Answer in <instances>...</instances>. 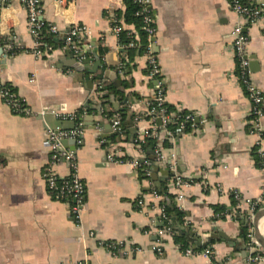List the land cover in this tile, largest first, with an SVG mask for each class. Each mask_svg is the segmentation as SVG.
<instances>
[{
	"label": "crops",
	"instance_id": "1",
	"mask_svg": "<svg viewBox=\"0 0 264 264\" xmlns=\"http://www.w3.org/2000/svg\"><path fill=\"white\" fill-rule=\"evenodd\" d=\"M150 3L165 102L193 113L196 123L169 138L162 161L155 151H143L135 138H143L151 125L145 114L153 82L145 77L147 56L136 52L128 62L110 30L108 13L119 10L122 15L124 0H42L40 18L57 27L59 33L53 36L59 40L64 41L74 24L91 31L81 46L87 57L83 70L75 68L77 58L62 43L40 58L33 55L25 8L20 3L0 7V45L8 55L5 64L0 62V85H11L31 111L15 114L0 97V264H79L83 259L89 264H264V255L249 263L240 228L247 222L246 200L260 196L264 180V115L260 133L251 132L250 103L233 75L231 30L238 17L227 0ZM122 21L123 29L137 34L135 25ZM246 31L251 79L264 92V27L261 22ZM8 40L22 51L9 55ZM123 62H128L126 73ZM102 68L115 78L104 77ZM123 79L132 81L126 92L140 98L129 105L121 132H115L111 118L122 104L112 99L103 105L96 85L106 81L120 86ZM78 124L83 127L78 174L86 186L81 227L73 222L68 202L49 196L42 177L49 155L47 129ZM172 153L175 164L170 166ZM254 153L262 161L257 163ZM109 154L122 162L108 160ZM133 160L155 182L168 183L177 172L183 179V198L174 202L191 222L194 241L186 246L194 251L191 255L183 254L172 236L165 238L161 255L153 250L155 230L162 225L156 208L160 199L154 198L153 182L140 177ZM56 170L66 175L67 164H58ZM168 190L176 193L170 183ZM233 191L241 201L231 209L240 220L232 212L223 218L215 213V205L231 206ZM260 222L264 236V218ZM89 231L95 236L89 237ZM208 239L211 256L195 250ZM108 240L123 241L128 253L113 255L99 244ZM134 247L138 250L132 252Z\"/></svg>",
	"mask_w": 264,
	"mask_h": 264
},
{
	"label": "built area",
	"instance_id": "2",
	"mask_svg": "<svg viewBox=\"0 0 264 264\" xmlns=\"http://www.w3.org/2000/svg\"><path fill=\"white\" fill-rule=\"evenodd\" d=\"M131 1L137 6L135 14L140 17V28L146 33L147 36V43L145 46V55L147 56V71L145 73V77L148 81L153 82L151 86V98L154 103L159 106L157 114L149 118L151 125L149 126V129L144 132L143 137L150 135L158 139L155 148V154L157 159L162 161L165 159V147L162 145L163 139L161 134L170 139H172L173 134L166 128V124L170 120V115L166 113L165 109L161 106L165 102V93L164 87L162 85L159 61L156 52L153 51L156 33L155 17L151 8L150 0ZM57 2L59 4H63L65 3V0H57ZM227 2L238 17V21L231 30V34L233 36L232 48L235 54V68L233 75L241 84L250 103V131L259 134L261 131L260 118L264 115V92L259 87H257V85L251 79V72L249 69L251 59L247 52L249 37L246 30L250 26L261 22L264 27V0L263 2L257 3L245 2L244 0H227ZM12 3H20L25 8L27 13L28 29L30 35L33 38L32 53L38 58L42 57L44 54H46V50L51 49V46H47L43 49L41 48L42 42L40 39V32L42 28L46 27V30L52 35H57L59 33L55 25L45 23L40 18L42 11V0H0V7L7 6ZM108 19L111 23L110 30L118 39V34L123 29L122 17L113 12H109ZM90 33L91 31L84 25H71L65 32L64 41L61 47L71 51L77 60L80 63H83L87 57L84 54L81 46L83 43H85L87 38H89ZM135 35L136 34H134V38L128 43H119V46L122 48L136 46L137 43L135 42ZM13 44L14 43H12V41L8 40L5 43V50L11 49ZM120 70L121 69H119V71ZM0 97L9 106L12 112L20 115H29L31 113L24 100L15 93H11L7 89L0 87ZM149 104L150 101L148 102V106ZM155 111L156 110L154 108H148V112L151 114ZM138 119H140V116L135 117V120ZM155 119L160 121L159 125L156 124ZM194 119L193 113L186 112L183 114L182 120L176 128V133L178 134L184 132L186 122H190V128L193 129L196 126ZM121 122V115L119 112H116L111 118L113 131L121 132ZM46 137L49 146V155L42 172V177L45 182L47 193L53 200L68 202L69 213L73 222L76 226L81 227L82 212L85 206L86 186L85 182L78 174L77 150L83 142V127L81 124H78L72 128H48L46 131ZM63 140H73L74 147L69 148L68 146L63 145ZM107 158L110 161L122 162L121 160H116L111 154L107 155ZM170 159L172 160L170 166H173L175 164V155L173 153L170 155ZM60 163L67 164L68 173L64 176H61L56 170V166ZM131 163L135 167L141 166V163L138 160H133ZM261 165L264 171V162ZM145 173L147 176L150 174L148 170H146ZM168 183H170L171 186L176 190L175 199L178 201L181 200L183 195L182 192H180V187L184 184L183 179L177 174H174L169 178ZM232 193L234 194L238 204V202L241 201L239 194L236 191H233ZM152 194L155 199L159 198L161 200V196L155 191H152ZM246 202L249 207L246 218L247 223H249L247 237L249 242L255 243L251 221L255 212L261 205L264 204V180L261 186L260 196L256 200H246ZM142 203L143 201L140 199L138 204ZM156 208L159 212V217L157 220L161 222L162 225L157 227L155 230L157 240L153 246V250L158 255H161L163 252V246L165 244L164 240L166 237H171L172 232L171 227L164 223L168 218L164 212L163 205L159 202L156 204ZM232 213L234 216L236 211L233 210ZM88 236L94 237L95 233L93 231H89ZM99 244L103 245V247H105L113 255L128 253L125 249V243L123 241L108 240L100 241ZM246 249L249 263L263 259L260 253L252 254L255 251L264 252L257 244L256 246L250 244ZM137 250L138 248L134 247L131 251L133 252ZM182 252L183 254L191 255L194 251L192 248L186 247L183 248ZM202 253L211 256V247L206 246L202 250ZM79 264H89V262L87 259H83Z\"/></svg>",
	"mask_w": 264,
	"mask_h": 264
},
{
	"label": "trees",
	"instance_id": "3",
	"mask_svg": "<svg viewBox=\"0 0 264 264\" xmlns=\"http://www.w3.org/2000/svg\"><path fill=\"white\" fill-rule=\"evenodd\" d=\"M136 10H137V6L131 0H124V12L122 13V15L119 10H115L114 12L115 14L123 17V20L125 23L133 24L135 25L137 29V34L135 35V42L137 43V45L134 47L125 48L126 57L128 59V62L129 60L131 61L133 59L136 52H138V54L146 53L145 46L147 43V36H146V33L140 28L141 20H140V17L135 14ZM40 36H41L40 39L42 42V45H41L42 49L46 48L49 45L54 48L60 45L61 43H63L62 40H59L57 37L49 33L46 30V27L42 28L40 32ZM133 38H134V34L132 33V31H129L128 29H122L120 33L118 34V42L122 44L128 43ZM5 41H6V38L3 39V42ZM20 51H22V49L17 47L15 44H13L12 48L9 49L7 52L9 55H13ZM123 61H125L124 58H123ZM128 62H125V63L123 62L124 65H121V69L123 70L122 71L123 73L128 72L126 70V68L128 67ZM146 71H147V68H146ZM131 86H132V81H129L128 79L121 80L120 86H116L114 85V83L106 82V81L104 82L98 81L96 85V92H97L98 98L103 105L107 103L109 105L112 99H117L122 104V107L117 110L121 115V120H122L121 123H123L126 115L128 114L129 105L140 98L139 95L134 91L126 92V90L131 88ZM0 87L7 89L9 92L11 93L13 92L17 95L14 88L9 84L0 85ZM161 106L165 109L166 113L170 115V120L167 122L166 128L170 130L173 135H176V128L180 124L183 114H185L186 112L178 111L174 106L166 102H164ZM148 108H154L156 111L151 114L148 112ZM148 108L145 114V118H150L151 116L156 115L157 111L159 110V106H157L154 103L152 98H150V104ZM107 115L109 116V112L107 113ZM133 116H134V113L132 112V114L130 115V118H133ZM155 122L157 125H159L158 124L159 122L157 119H155ZM190 129H191L190 122H186L185 127H184V132ZM135 138H136V141L140 144V147L143 151L146 149H151L155 151L157 140H158L156 137L148 135L143 138H139L138 136H136ZM163 145L165 148L171 145L168 137L163 138ZM254 158L257 161V163L262 161L261 157L257 153H254ZM142 167L143 165L138 167L140 177H146V178L149 177L150 180L154 184L153 190L161 196V200L159 202L163 205L164 212L168 218L164 223L171 227V232H172L171 238L173 242L178 243L180 248H185L191 242L188 238V231L191 227V222L188 221V219L186 218L185 211L181 210L180 208H178V206H176L174 202L175 194L171 193L168 190L167 181L164 180L157 184V182H155L152 179V176L146 175L145 170H142ZM230 196H231V204H230L231 206L229 208H226L223 205L214 206L215 213H218L220 217L222 218L225 216V214L231 213L232 212L231 208L235 207L237 204V200L235 199L234 194L231 193ZM236 219L240 220L238 212H236ZM240 228H241V236L244 239L246 248L250 244L253 246H256L254 242L253 243L249 242V239L247 237L249 223L247 222L241 223ZM211 241L212 240L210 239L206 240L204 244L200 246H196L195 250H203L207 245L211 244ZM255 253H260V255H264V252H261V251L259 252L255 251L252 254H255Z\"/></svg>",
	"mask_w": 264,
	"mask_h": 264
},
{
	"label": "water",
	"instance_id": "4",
	"mask_svg": "<svg viewBox=\"0 0 264 264\" xmlns=\"http://www.w3.org/2000/svg\"><path fill=\"white\" fill-rule=\"evenodd\" d=\"M153 51L157 52V48L155 45V38H154V44H153ZM8 58V55L4 52L2 45H0V62L5 64L6 60ZM75 62V68H77L78 70H83V64L78 62V61H74ZM99 64V61L96 62V65ZM103 72V76L106 78H110L113 79L115 78V73L114 72H110V71H105V68H102ZM199 118H196V121H198ZM159 122V121H158ZM63 145H67V144H73L72 140H63L62 141ZM73 147V145L71 146ZM177 175H179V173L177 172ZM158 184V182H157ZM264 218V204L261 205L259 207V209L255 212L253 218H252V227H253V234H254V240L255 243L264 251V238L263 235L261 233V229H260V220ZM188 235H189V240L190 241H194V233L189 230L188 231Z\"/></svg>",
	"mask_w": 264,
	"mask_h": 264
},
{
	"label": "bare ground",
	"instance_id": "5",
	"mask_svg": "<svg viewBox=\"0 0 264 264\" xmlns=\"http://www.w3.org/2000/svg\"><path fill=\"white\" fill-rule=\"evenodd\" d=\"M261 223V222H260ZM261 226V225H260ZM262 227H264V224L262 225ZM263 230V229H262ZM262 230H261V232H262ZM263 238H264V236H263Z\"/></svg>",
	"mask_w": 264,
	"mask_h": 264
}]
</instances>
